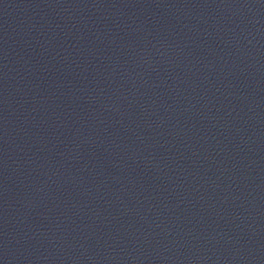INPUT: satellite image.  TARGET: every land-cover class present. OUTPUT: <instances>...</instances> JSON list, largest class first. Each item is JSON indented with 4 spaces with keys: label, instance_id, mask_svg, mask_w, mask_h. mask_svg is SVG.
Masks as SVG:
<instances>
[{
    "label": "water",
    "instance_id": "obj_1",
    "mask_svg": "<svg viewBox=\"0 0 264 264\" xmlns=\"http://www.w3.org/2000/svg\"><path fill=\"white\" fill-rule=\"evenodd\" d=\"M0 264H264V0H0Z\"/></svg>",
    "mask_w": 264,
    "mask_h": 264
}]
</instances>
